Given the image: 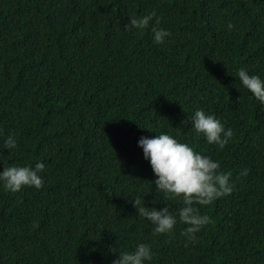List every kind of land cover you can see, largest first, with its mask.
Listing matches in <instances>:
<instances>
[{
    "label": "trees",
    "instance_id": "1",
    "mask_svg": "<svg viewBox=\"0 0 264 264\" xmlns=\"http://www.w3.org/2000/svg\"><path fill=\"white\" fill-rule=\"evenodd\" d=\"M152 11L161 44L152 21L125 27ZM239 68L264 78V0H0V169L44 165L38 189L0 186V264H111L140 242L147 264H264V106ZM196 108L233 130L223 148L191 128ZM159 132L230 173L231 193L193 202L210 218L195 241L132 203L183 205L136 143Z\"/></svg>",
    "mask_w": 264,
    "mask_h": 264
},
{
    "label": "clouds",
    "instance_id": "2",
    "mask_svg": "<svg viewBox=\"0 0 264 264\" xmlns=\"http://www.w3.org/2000/svg\"><path fill=\"white\" fill-rule=\"evenodd\" d=\"M153 17H156L154 11L145 15L129 16L125 27L140 31L148 28L149 22L152 21L153 42L161 44L169 36V32L158 26L159 17L155 20ZM227 27L231 29L232 24L229 22ZM236 77L243 88L264 106V78L257 74H249L244 68L237 69ZM191 128L207 143L215 144L217 148H223L233 136L231 128H225L219 119L206 113L202 108H196L192 112ZM136 143L142 150L143 158L150 165L155 190L183 201V205L174 215L167 207L159 209L146 207L140 199H135L132 203L136 207L137 215L144 217L152 225V231L155 233L170 232L178 219L185 225L182 230L185 238L195 241V234L210 222V218L198 213L193 207V202L208 205L212 200L231 193L233 186L229 182L230 173L219 170V161L194 151L189 144L179 141L167 132H159L150 137L141 136ZM3 144L6 149H11L15 147L16 139L10 134L4 138ZM43 167L40 161L33 166H3L0 169V186L10 192H17L25 186L38 189L42 184L39 173ZM246 172L245 169L241 174L244 175ZM152 257L150 245L140 242L130 251L119 252L111 264H147Z\"/></svg>",
    "mask_w": 264,
    "mask_h": 264
}]
</instances>
